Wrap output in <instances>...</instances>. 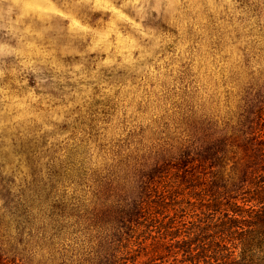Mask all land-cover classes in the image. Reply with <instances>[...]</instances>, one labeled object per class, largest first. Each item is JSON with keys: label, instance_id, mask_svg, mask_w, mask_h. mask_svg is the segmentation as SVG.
Masks as SVG:
<instances>
[{"label": "clouds", "instance_id": "obj_1", "mask_svg": "<svg viewBox=\"0 0 264 264\" xmlns=\"http://www.w3.org/2000/svg\"><path fill=\"white\" fill-rule=\"evenodd\" d=\"M0 264H264V0H0Z\"/></svg>", "mask_w": 264, "mask_h": 264}]
</instances>
